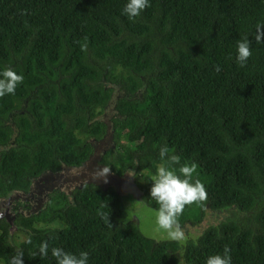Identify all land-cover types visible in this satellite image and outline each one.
<instances>
[{"label": "trees", "instance_id": "16d2710c", "mask_svg": "<svg viewBox=\"0 0 264 264\" xmlns=\"http://www.w3.org/2000/svg\"><path fill=\"white\" fill-rule=\"evenodd\" d=\"M126 2L0 0V72L24 77L14 94L0 97V198L87 160L89 139L106 131L101 120L114 95L107 81L121 88L110 118L115 147L100 163L134 176L158 210L150 188L166 147L180 164L197 165L192 182L207 193L185 205L180 226L201 223L205 209L235 212L181 247L121 222L123 202L112 188L55 191L37 215L15 219L26 235L18 247L0 221V261L56 264L51 249L59 247L88 252V264H205L227 246L232 264H264V42L255 40L264 2L150 0L133 19L122 13ZM244 37L252 56L240 67L236 44ZM55 219L65 228L34 227Z\"/></svg>", "mask_w": 264, "mask_h": 264}, {"label": "clouds", "instance_id": "9594fccd", "mask_svg": "<svg viewBox=\"0 0 264 264\" xmlns=\"http://www.w3.org/2000/svg\"><path fill=\"white\" fill-rule=\"evenodd\" d=\"M149 4L150 0H127L122 13L127 15L129 19H133L139 16ZM255 40L257 43L264 42V24H257ZM251 56L252 50L248 38L244 37L238 40L235 60L239 66L244 67ZM215 70L219 72L220 66L216 65ZM23 79V75L18 74L11 68H6L0 72V97L14 94L17 85L22 83ZM159 155L162 163L157 168L150 188L151 198L159 204L156 222L171 240L183 241L185 233L181 229L177 217L183 211L185 205L203 201L207 193L203 184L198 180L192 182L193 174L197 168L195 163L180 164V157L168 155L166 147L160 149ZM178 164L180 166L177 170L174 165ZM108 171L107 168L102 169L103 174ZM38 250L41 256H46L48 254V243L42 241ZM51 255L55 257L56 264H88L89 261V254L86 251H81L76 255L62 248L54 247L51 249ZM13 260L15 264H23V261L18 257H14ZM205 264H232L230 249L225 246L222 254L208 256Z\"/></svg>", "mask_w": 264, "mask_h": 264}, {"label": "water", "instance_id": "95a60500", "mask_svg": "<svg viewBox=\"0 0 264 264\" xmlns=\"http://www.w3.org/2000/svg\"><path fill=\"white\" fill-rule=\"evenodd\" d=\"M119 97L120 95L114 94L107 102L102 117L106 125L105 134L98 141L92 140V154L87 160L79 166L63 165L58 171L44 172L31 180L26 192L13 190L0 198V220H5L10 225L11 232L15 230V216L37 215L55 191L68 196L84 185H94L103 190L113 188L120 196L132 193L137 200L144 201V192L137 187L134 176L126 172L118 175L110 167L100 163L101 155L115 147L110 118ZM106 168L109 171L103 174L102 169Z\"/></svg>", "mask_w": 264, "mask_h": 264}, {"label": "rangeland", "instance_id": "374dc122", "mask_svg": "<svg viewBox=\"0 0 264 264\" xmlns=\"http://www.w3.org/2000/svg\"><path fill=\"white\" fill-rule=\"evenodd\" d=\"M121 199L125 210V218L121 220V222L136 223L139 230L144 236L151 238L155 241H174L171 240L167 236V233L163 229H161L157 224V210L150 208L145 201L137 200L136 196H134V194L132 193H125L121 196ZM234 212V209L219 212H213L209 209H205L202 222L193 226L189 224L184 225L181 229L185 233V239L183 241L176 242H178L181 247H184L187 241L196 240L209 226L217 225L226 218L232 217V214ZM54 226H58V223L52 225V227ZM24 239L25 236L18 232L13 233L11 237L12 244L15 245L20 244ZM0 264H3V262L0 261Z\"/></svg>", "mask_w": 264, "mask_h": 264}, {"label": "flooded vegetation", "instance_id": "af4514ba", "mask_svg": "<svg viewBox=\"0 0 264 264\" xmlns=\"http://www.w3.org/2000/svg\"><path fill=\"white\" fill-rule=\"evenodd\" d=\"M102 81V80H101ZM103 87H104V89H106V88H108V87H110L111 89H112V91H111V93H110V95H112V94H115V93H117L118 92V90L121 88V86H120V84H116V85H111V84H109L107 81H105V82H103ZM95 119H100L101 120V118H95ZM102 121V120H101ZM103 138V136L101 137V139ZM92 140H100V139H94V138H90L89 139V143H90V145H91V142H92ZM118 144L119 145H123V146H127V145H129V146H133L134 148H135V145L133 144V143H127L124 139H119L118 140ZM120 149V147H116V151L117 150H119ZM114 155V157H115V154H113ZM137 155L138 154H135V152H134V156L136 157V159H137ZM111 157H113L112 155H111ZM138 160V159H137ZM133 172V170L131 169V172L130 173H132ZM44 206H45V204H44ZM44 206L42 207V209L44 208ZM19 215H17V216H15L14 217V221H15V219L18 217ZM0 221H2V220H0ZM5 221V220H4ZM6 222V221H5ZM7 223V222H6ZM58 223V226H54V227H52V225H54V224H57ZM61 224V225H60ZM187 224H189V225H191V220H188V221H186V223L184 224V225H187ZM7 225H8V230H9V235H10V240H11V237H12V235H13V233H16V232H18V233H21L22 235H24L25 237H26V235H25V233L24 232H22V231H20L18 228H17V226L15 225V230L13 231V232H11L10 231V225L7 223ZM183 225V226H184ZM65 223L62 221V220H60V219H55L54 221H52V222H47V223H44V222H38V223H35L34 224V227L36 228V229H48V230H61V229H63V228H65ZM183 226H180L181 228L183 227ZM191 226H193V225H191ZM0 233H1V230H0ZM11 242H12V240H11ZM15 247H18V245H15V244H13Z\"/></svg>", "mask_w": 264, "mask_h": 264}]
</instances>
